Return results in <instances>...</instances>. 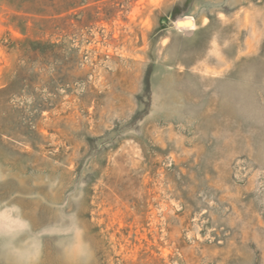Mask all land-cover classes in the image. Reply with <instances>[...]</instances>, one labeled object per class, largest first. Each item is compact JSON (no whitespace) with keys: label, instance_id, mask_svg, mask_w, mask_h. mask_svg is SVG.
<instances>
[{"label":"rangeland","instance_id":"374dc122","mask_svg":"<svg viewBox=\"0 0 264 264\" xmlns=\"http://www.w3.org/2000/svg\"><path fill=\"white\" fill-rule=\"evenodd\" d=\"M8 82L0 264H264V0H0Z\"/></svg>","mask_w":264,"mask_h":264},{"label":"trees","instance_id":"16d2710c","mask_svg":"<svg viewBox=\"0 0 264 264\" xmlns=\"http://www.w3.org/2000/svg\"><path fill=\"white\" fill-rule=\"evenodd\" d=\"M35 44H39V42L35 40L25 39L23 43V49L28 51L30 54L34 55L36 48ZM16 67V66H15ZM17 78L22 79L21 75L18 73L19 70H16ZM11 83L1 84L0 85V113L3 114V119H10L11 112H15L17 109L10 103L9 95L12 93ZM12 123L17 124L18 120H11ZM7 126L4 124L0 125V132L4 130Z\"/></svg>","mask_w":264,"mask_h":264},{"label":"bare ground","instance_id":"6f19581e","mask_svg":"<svg viewBox=\"0 0 264 264\" xmlns=\"http://www.w3.org/2000/svg\"><path fill=\"white\" fill-rule=\"evenodd\" d=\"M190 22H191V21H189V20L186 21L187 24H190Z\"/></svg>","mask_w":264,"mask_h":264},{"label":"clouds","instance_id":"9594fccd","mask_svg":"<svg viewBox=\"0 0 264 264\" xmlns=\"http://www.w3.org/2000/svg\"><path fill=\"white\" fill-rule=\"evenodd\" d=\"M84 264H87V261L86 260L84 261Z\"/></svg>","mask_w":264,"mask_h":264},{"label":"water","instance_id":"95a60500","mask_svg":"<svg viewBox=\"0 0 264 264\" xmlns=\"http://www.w3.org/2000/svg\"><path fill=\"white\" fill-rule=\"evenodd\" d=\"M179 22V21H178Z\"/></svg>","mask_w":264,"mask_h":264}]
</instances>
